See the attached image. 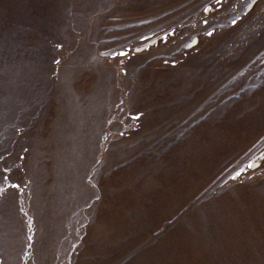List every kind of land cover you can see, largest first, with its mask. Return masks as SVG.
Returning a JSON list of instances; mask_svg holds the SVG:
<instances>
[{
  "label": "rangeland",
  "instance_id": "rangeland-1",
  "mask_svg": "<svg viewBox=\"0 0 264 264\" xmlns=\"http://www.w3.org/2000/svg\"><path fill=\"white\" fill-rule=\"evenodd\" d=\"M211 1L0 0V264L9 218L33 220L44 251L62 223L72 248L49 264H264V176H233L264 142V0L203 19ZM172 28L170 44L134 50ZM119 88L95 142L63 119L79 110L60 98ZM73 133L90 153L99 142L86 194L59 179ZM27 227L18 264H37Z\"/></svg>",
  "mask_w": 264,
  "mask_h": 264
},
{
  "label": "bare ground",
  "instance_id": "bare-ground-1",
  "mask_svg": "<svg viewBox=\"0 0 264 264\" xmlns=\"http://www.w3.org/2000/svg\"><path fill=\"white\" fill-rule=\"evenodd\" d=\"M230 1L231 0H222L221 3H217L216 0H213L211 2H208L204 5L200 17H202L203 19H207L208 17L213 16L217 11L225 8ZM179 30L180 29L174 28L164 30V32L157 36H154L151 39H148L146 41L143 40L140 43L137 42L134 46V50L136 52H142L146 50H152L156 47H161L166 44H170L179 35ZM211 31L212 30H209L207 31V33ZM210 36L211 35H195V37L191 41L184 45L186 47L185 52H191L196 48H199L208 40ZM121 52L124 53V51H119L116 57L120 58L126 55V53L125 55H120ZM122 93L123 91L120 88L115 93L103 90L100 92H95L93 98L90 101L85 100L82 103H79L76 97L72 96L60 98L58 102L65 105L69 109L79 110L73 116H71L70 114L71 117L63 119H79V127L77 132L79 134L86 133V135L93 142H95L96 139L99 138L103 133L104 121L107 118H111V116L113 115L112 106L114 101H116L118 96L121 97ZM126 94V99L132 97V94L130 92ZM88 95L89 90H86L84 94L79 95V98H86ZM95 105L98 106L100 110ZM92 106L94 107V110H88L86 112L84 110H81ZM116 130L117 127L113 126L112 131ZM61 132L66 134L67 130L62 129ZM113 136L117 137L116 133ZM98 146L99 142L94 145V152L90 153L87 146L84 145L79 137L74 133L73 139L68 141L67 144L59 145L58 162L66 168V170L62 172L59 177V179L62 181L61 184L63 186H65L66 183H70L77 189H81L82 194H86V190L88 189L86 183L84 182L86 172L82 170L81 164L85 161H91L92 163H95L97 160L99 161L102 158L100 156L98 157L96 154ZM94 170L96 171L95 179H101L102 168L95 167ZM247 175L264 176V142L260 145V150L256 157L250 159L243 169H239L233 174V176H235L237 180ZM84 204L86 203H80V207ZM18 220L19 219H17V221ZM9 221L12 224V237L15 241V247L12 251L11 264H18L20 254L25 248L26 240L28 238L27 226L33 225L32 229L34 228L37 230L36 240L34 241V244L32 246L33 249L31 248L36 257L35 259L37 260V264H49L56 259H63L69 248H72V237L64 234V231H62L61 229L63 228L62 223H58L56 229L54 228L55 232L50 239V244L48 246L49 248L44 251L41 246V241L44 233L38 226L34 224L33 220L28 219L25 223H23V225L22 222H16L15 219L9 218ZM32 258H34V256Z\"/></svg>",
  "mask_w": 264,
  "mask_h": 264
},
{
  "label": "snow or ice",
  "instance_id": "snow-or-ice-1",
  "mask_svg": "<svg viewBox=\"0 0 264 264\" xmlns=\"http://www.w3.org/2000/svg\"><path fill=\"white\" fill-rule=\"evenodd\" d=\"M216 2H217V3H221L222 0H216ZM253 2H255V0H253ZM206 11H207V9H206ZM207 34H208V35H212L211 32H208ZM120 55H125V53L121 52ZM3 191H4V189H3L2 187H0V193H2Z\"/></svg>",
  "mask_w": 264,
  "mask_h": 264
}]
</instances>
